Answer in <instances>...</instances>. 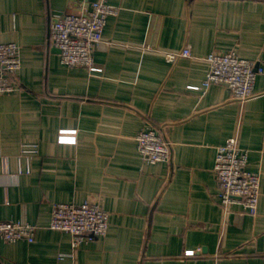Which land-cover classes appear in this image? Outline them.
I'll list each match as a JSON object with an SVG mask.
<instances>
[{
  "label": "crops",
  "instance_id": "obj_1",
  "mask_svg": "<svg viewBox=\"0 0 264 264\" xmlns=\"http://www.w3.org/2000/svg\"><path fill=\"white\" fill-rule=\"evenodd\" d=\"M92 1L0 0V43L16 42L22 64L19 90L0 94V220L36 226L33 241L0 237V264H264V0H107L119 11L95 71L64 64L49 37L55 15ZM186 46L194 57L167 60ZM227 50L262 67L246 102L201 88L203 57ZM149 127L169 160L143 159ZM235 134L261 175L256 215L218 197L217 148ZM87 201L109 230L75 248L50 228L53 204Z\"/></svg>",
  "mask_w": 264,
  "mask_h": 264
},
{
  "label": "built area",
  "instance_id": "obj_2",
  "mask_svg": "<svg viewBox=\"0 0 264 264\" xmlns=\"http://www.w3.org/2000/svg\"><path fill=\"white\" fill-rule=\"evenodd\" d=\"M119 8L107 0L82 4L77 10L55 15L50 25L49 37L59 49L61 61L68 66H83L92 71L100 70L94 60L95 50L103 42V30L110 15ZM180 57H194L186 46L180 51L166 52L168 61ZM208 63L206 78L201 88L213 83L226 84L232 98L246 102L256 95L254 85L262 67L241 57L236 50L211 52L203 57ZM21 50L16 42L0 43V94L19 90L17 82L21 69ZM76 129H61L58 141L75 143ZM138 150L150 163L167 161L171 144L156 127L143 129L137 135ZM213 172L218 183L220 203L227 208L241 204L244 211L256 215L259 204L261 175L248 169V149L239 143V135L229 137L217 148ZM109 213L97 202L53 204L50 228L71 234L73 246L79 247L93 237H104L109 230ZM36 226L14 220H0V237L8 242L20 239L33 241ZM194 254V251H187Z\"/></svg>",
  "mask_w": 264,
  "mask_h": 264
}]
</instances>
